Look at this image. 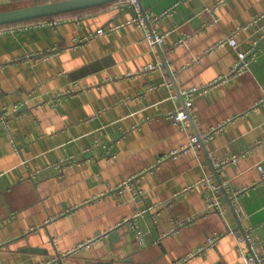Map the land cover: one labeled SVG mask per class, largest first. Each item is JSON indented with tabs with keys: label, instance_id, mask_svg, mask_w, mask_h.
I'll return each instance as SVG.
<instances>
[{
	"label": "crops",
	"instance_id": "obj_1",
	"mask_svg": "<svg viewBox=\"0 0 264 264\" xmlns=\"http://www.w3.org/2000/svg\"><path fill=\"white\" fill-rule=\"evenodd\" d=\"M50 1L0 0V12ZM141 3L159 17L158 48L134 7L114 4L0 34V264H244L251 247L264 254V0ZM234 32L243 52L258 43L236 77L237 51H211ZM224 78L196 93L188 127L178 126L182 91ZM197 135L204 144L186 150ZM67 158L77 162L60 166ZM206 177L222 213L208 208ZM251 227L252 244L240 245Z\"/></svg>",
	"mask_w": 264,
	"mask_h": 264
},
{
	"label": "built area",
	"instance_id": "obj_2",
	"mask_svg": "<svg viewBox=\"0 0 264 264\" xmlns=\"http://www.w3.org/2000/svg\"><path fill=\"white\" fill-rule=\"evenodd\" d=\"M29 1H33V0H29ZM114 6L118 9H123L126 6H132L135 9V12L137 14V17L135 18L134 22L140 27L143 28L146 31V38L149 41L151 47L153 48H158L160 47L163 42H164V38L165 36L163 34H161L160 32L158 33L157 31H155L153 29L152 26V21H158L159 17H153L152 21L150 20V18L147 16V14L144 13L143 11V6L141 3V0H118L114 3ZM264 16V15H263ZM261 18V17H260ZM258 18V19H260ZM258 19H255V22L258 21ZM60 20H53V21H38L35 23H27V24H21V25H17V26H9V27H0V34H4V32H19L23 29H28L30 27H36L38 25H42V26H55L57 24H59ZM99 34H104V30H99L98 31ZM236 35L237 33L234 32L232 34H230L228 37L220 40L219 42H217L214 47H212L213 51L216 48H222L225 46H232L238 54V59L235 62L232 72H231V76L236 77L239 75H242L243 73H246L251 66V61L254 60L257 57L258 54V43L255 42L254 46L246 51L243 52L240 50V46L239 43L236 39ZM264 38V35L263 37ZM186 41V39H181L179 42L180 43H184ZM164 65L162 63L160 64H150L147 65V67L145 68V71H156V70H160V68H163ZM228 80V78H224V79H219L216 80L215 82H213V84L210 87H202V88H194V89H189V90H184L182 91V94L188 99L186 102V107L187 110H183V111H179L175 114H171L170 116L175 120L176 124L179 126H181L183 129H186L188 126V121L190 120L191 116L189 114V110L193 105V97L196 95V93H204L207 92L210 88H212L213 86L219 84L220 82L226 81ZM77 85V84H76ZM170 86H172V84H169ZM59 97L64 96V94H59ZM53 101L52 98L48 99V102ZM4 118V114L0 116V119ZM221 127L220 128H216L214 130H212L211 132H209L208 137H212L214 136V132H218L221 131ZM200 136H192L190 143L188 145V149H196L199 144H200ZM176 155V154H173ZM238 156H232V158L230 160H221L220 162L218 161V165H224L226 163L230 162H237ZM77 162V159L75 158H67L65 160H63L59 165L60 166H64V165H72L74 163ZM258 169L261 173V179L262 181H264V166L262 165H258ZM203 184L206 185L207 191L205 194L206 197V202L208 204V208L214 211H217L219 213L223 212V205L222 202L220 201V195H219V186L218 185H214L212 184V178L211 177H206L202 180ZM131 181L125 183L124 185L121 186V189L126 188V187H131L130 186ZM133 188V187H131ZM241 193L237 192L236 196L239 195ZM141 195V194H140ZM237 209V208H236ZM238 212V209H237ZM183 224V223H182ZM181 224V225H182ZM253 233H254V229L251 227L250 229H247L244 231V233L242 235H240L239 237V243L240 245H244L246 243L252 244V238H253ZM136 238L140 241V243L142 245H146L145 239H143V234L141 231H138L136 233ZM220 237H215V238H211L209 239L206 247H212L217 245L218 241H219ZM252 246V245H251ZM201 249H204L201 248ZM182 262H179L177 264H182ZM264 264V254H258L254 251V249L251 247V252L250 254H245V261L244 264Z\"/></svg>",
	"mask_w": 264,
	"mask_h": 264
},
{
	"label": "water",
	"instance_id": "obj_3",
	"mask_svg": "<svg viewBox=\"0 0 264 264\" xmlns=\"http://www.w3.org/2000/svg\"><path fill=\"white\" fill-rule=\"evenodd\" d=\"M116 1L118 0H55L46 3L38 2L31 6L21 7L20 9L4 10L0 12V27L24 21L38 20V18H52L55 17V15L105 7ZM200 143L204 144L202 138H200ZM211 164L217 172V176H219V168L214 165V161H211ZM219 182L222 184L221 179H219ZM247 244L250 246L249 243Z\"/></svg>",
	"mask_w": 264,
	"mask_h": 264
},
{
	"label": "trees",
	"instance_id": "obj_4",
	"mask_svg": "<svg viewBox=\"0 0 264 264\" xmlns=\"http://www.w3.org/2000/svg\"><path fill=\"white\" fill-rule=\"evenodd\" d=\"M44 3V2H43ZM114 3H111V4H108V5H113ZM101 8V7H100ZM92 9H96V8H92ZM91 10V9H90ZM90 10H84V11H75V12H72V13H66V14H60V15H55V17H52V18H38V20H30V21H24V22H21V23H17V24H8V25H4L6 27H9V26H17V25H21V24H27V23H35V22H38V21H53L55 19H59V18H70L72 17V15H77V14H82V13H87L89 12ZM3 26V27H4Z\"/></svg>",
	"mask_w": 264,
	"mask_h": 264
}]
</instances>
